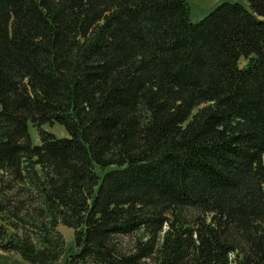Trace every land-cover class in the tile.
Instances as JSON below:
<instances>
[{"label":"trees","instance_id":"16d2710c","mask_svg":"<svg viewBox=\"0 0 264 264\" xmlns=\"http://www.w3.org/2000/svg\"><path fill=\"white\" fill-rule=\"evenodd\" d=\"M244 1L192 21L187 0H0V250L264 264V0Z\"/></svg>","mask_w":264,"mask_h":264},{"label":"rangeland","instance_id":"374dc122","mask_svg":"<svg viewBox=\"0 0 264 264\" xmlns=\"http://www.w3.org/2000/svg\"><path fill=\"white\" fill-rule=\"evenodd\" d=\"M190 5V20L194 21L198 19L204 12H206L213 4H215L219 0H187ZM245 4L244 0H236ZM244 59L242 57L239 58L238 63L242 65ZM28 132L30 135L31 142L37 143L39 141L38 134L35 128L28 121ZM42 128L51 131L56 137L67 135L65 128L59 123L47 124L44 123ZM57 228L61 232L66 244H69L72 236V229L63 225L62 223L57 224ZM125 244H130V236L124 235L120 236ZM0 264H30L25 261L18 253L14 251H2L0 250Z\"/></svg>","mask_w":264,"mask_h":264}]
</instances>
